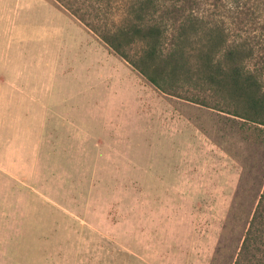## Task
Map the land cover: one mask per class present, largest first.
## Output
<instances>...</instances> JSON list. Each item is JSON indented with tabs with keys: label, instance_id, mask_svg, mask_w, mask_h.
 Listing matches in <instances>:
<instances>
[{
	"label": "rangeland",
	"instance_id": "obj_1",
	"mask_svg": "<svg viewBox=\"0 0 264 264\" xmlns=\"http://www.w3.org/2000/svg\"><path fill=\"white\" fill-rule=\"evenodd\" d=\"M1 10L0 65L24 62L38 93L0 104V264H233L264 126L160 91L51 0ZM194 12L264 80V0H162L168 41Z\"/></svg>",
	"mask_w": 264,
	"mask_h": 264
},
{
	"label": "trees",
	"instance_id": "obj_2",
	"mask_svg": "<svg viewBox=\"0 0 264 264\" xmlns=\"http://www.w3.org/2000/svg\"><path fill=\"white\" fill-rule=\"evenodd\" d=\"M160 91L264 126V80L252 51L221 23L183 16L168 41L162 0H51ZM264 257V191L233 264Z\"/></svg>",
	"mask_w": 264,
	"mask_h": 264
},
{
	"label": "crops",
	"instance_id": "obj_3",
	"mask_svg": "<svg viewBox=\"0 0 264 264\" xmlns=\"http://www.w3.org/2000/svg\"><path fill=\"white\" fill-rule=\"evenodd\" d=\"M2 0H0V40H2ZM1 57V53H0ZM16 65V66H15ZM7 69L0 65V104L13 109V104L19 102H33L38 92L34 88V73L21 61Z\"/></svg>",
	"mask_w": 264,
	"mask_h": 264
}]
</instances>
